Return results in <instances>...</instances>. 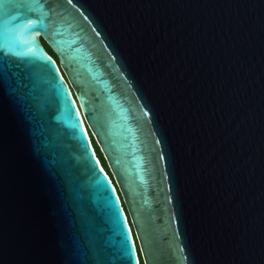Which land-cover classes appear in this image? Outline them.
<instances>
[{
    "label": "water",
    "instance_id": "1",
    "mask_svg": "<svg viewBox=\"0 0 264 264\" xmlns=\"http://www.w3.org/2000/svg\"><path fill=\"white\" fill-rule=\"evenodd\" d=\"M0 264H264V0H0Z\"/></svg>",
    "mask_w": 264,
    "mask_h": 264
},
{
    "label": "trees",
    "instance_id": "2",
    "mask_svg": "<svg viewBox=\"0 0 264 264\" xmlns=\"http://www.w3.org/2000/svg\"><path fill=\"white\" fill-rule=\"evenodd\" d=\"M42 43L44 44V46L46 47V49H47V51L53 56V57H55V53L53 52V50L51 49V47L42 39ZM90 142H92L91 141V138H90ZM92 144V143H91ZM94 145V146H93ZM92 145V147H93V149H94V152H95V154H96V156L97 155H99L100 157H99V159H100V161H101V164H102V166H103V168L105 169V170H107V166H105V163H104V161H103V159H102V156L100 155V152H99V149H98V147L96 146V144H93ZM140 263V262H139Z\"/></svg>",
    "mask_w": 264,
    "mask_h": 264
},
{
    "label": "rangeland",
    "instance_id": "3",
    "mask_svg": "<svg viewBox=\"0 0 264 264\" xmlns=\"http://www.w3.org/2000/svg\"><path fill=\"white\" fill-rule=\"evenodd\" d=\"M89 133H90V132H89ZM91 143H92V145L95 144L94 141H93V139H92V142H91ZM93 146H94V145H93ZM97 156H98V159H99L100 156H99V155H97Z\"/></svg>",
    "mask_w": 264,
    "mask_h": 264
}]
</instances>
